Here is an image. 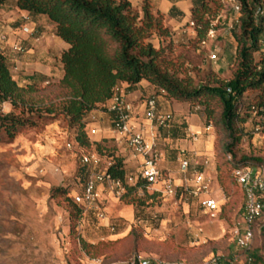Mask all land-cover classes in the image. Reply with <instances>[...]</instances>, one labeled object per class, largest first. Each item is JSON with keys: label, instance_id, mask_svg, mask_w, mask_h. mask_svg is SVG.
<instances>
[{"label": "rangeland", "instance_id": "374dc122", "mask_svg": "<svg viewBox=\"0 0 264 264\" xmlns=\"http://www.w3.org/2000/svg\"><path fill=\"white\" fill-rule=\"evenodd\" d=\"M222 10L226 16L232 14L223 5L219 14ZM136 11L141 15V8ZM163 24L169 35L148 39L161 51L163 68L180 79L191 78L195 83L212 81L214 75L219 78L230 76L234 56L230 57L224 74L217 73L218 58L215 61L208 58L213 49L217 52L228 41H234L229 37L224 20L214 22L217 37L205 45L196 38L194 27L189 24L176 22L165 15ZM1 34L6 35V40L9 38L7 32ZM22 42L20 36L15 37L14 44L23 52ZM260 53H264V37H260ZM258 57L256 53L255 58ZM47 93L54 96L57 90L53 87ZM250 98V95L243 96L244 101ZM172 102L183 105V109L176 108V113L183 115L178 116L175 125L184 123L186 131L187 123L183 117L193 114L199 125L203 129L209 128L211 133L215 181L210 186L221 207L217 218L210 219L195 199L188 195L181 197L179 190L174 197L164 196L158 191L160 184L138 189L137 197L142 205L125 203L121 196L116 197L104 185L97 203L104 217L98 218L97 211L93 210L82 211L79 218H72L65 197L72 199L83 189L86 177L84 179L80 172L82 156L95 152L100 157L96 171L106 169L110 151L125 157L116 146L115 138H105L100 144V155L94 145L78 146L73 130L65 125L62 117L39 123L13 138L0 129V264H87L92 259L101 260L102 264H130L135 256L154 257L169 263L203 264L211 257H219L234 260L235 264H256L252 255L260 259L258 264L264 263V216L256 222L255 236L249 246L239 248L232 238L243 195L229 166L223 167L221 172L216 169L225 144L224 134L213 124L206 125L196 106L191 108L189 102ZM0 112L6 113L4 104ZM15 114L18 115L19 110ZM97 120L96 115L89 117L91 123ZM240 127L246 134L240 139L239 152L264 160V112L253 111L251 118ZM93 129L95 133L89 138L92 142L100 138L97 128L93 126ZM201 134L204 138L207 136V133ZM164 138L161 132L158 150L164 155L174 153L170 155V163L160 167L162 177H168L171 171L172 177L174 175L185 184L194 169L201 167L203 170L200 163L207 155L199 158L179 156ZM182 161L189 164L186 173L181 172ZM126 170L128 174L136 173L135 168Z\"/></svg>", "mask_w": 264, "mask_h": 264}, {"label": "trees", "instance_id": "16d2710c", "mask_svg": "<svg viewBox=\"0 0 264 264\" xmlns=\"http://www.w3.org/2000/svg\"><path fill=\"white\" fill-rule=\"evenodd\" d=\"M6 1L0 0V7ZM190 1L189 20L195 25L196 38L203 40L210 28L216 29L214 22L222 8V0ZM238 1L237 23L231 29L235 53L230 76L219 78L214 75L212 81L195 83L191 78L180 79L162 67L161 51L148 39L167 37L169 30L163 24L164 15L153 7L150 0H142L141 15L129 0H14V6L26 12L28 17L45 16L53 25L54 35L64 41L67 48L60 54L62 76L59 79L41 76L34 80L31 76V80L24 84L13 79L0 51V107L4 102L10 105L8 112H0V129L7 137L13 138L39 123L62 117L65 125L73 130L78 146L94 145L101 155L100 144L105 138L90 141L89 117L96 109L108 112L106 103L114 93L120 94L116 88L121 83L132 90L145 80L155 89L152 95L189 102L191 108L196 106L199 109L206 125L213 124L224 134L225 144L216 165L218 172L225 166L231 170L264 168V160L239 152L240 139L246 134L240 124L251 118L253 111L264 112V53H260V37L264 35V0ZM168 16L174 18L183 16V13L172 6ZM256 53L259 54L257 59ZM53 87L57 94L50 96L47 90ZM249 95L251 98L244 101L243 96ZM16 110H19L18 115ZM108 113L113 129V114ZM31 115L35 117L31 118ZM159 130L172 140L186 137L184 123L175 125L172 119L167 127H159ZM108 158L106 172L124 187L121 200L142 205L137 194L139 188L144 189L143 182L136 174H128L123 157L110 151ZM87 168L83 164L80 169L84 179ZM197 171L202 172V168ZM128 176L135 178L132 183L127 182ZM177 190L182 197L181 187ZM73 197H65V202L72 218L77 219L83 209ZM242 210L243 205L241 213ZM90 211L93 209L86 212ZM262 216L264 211L252 223L253 239L256 222ZM252 257L258 264L260 259L255 255Z\"/></svg>", "mask_w": 264, "mask_h": 264}, {"label": "crops", "instance_id": "0c3cea01", "mask_svg": "<svg viewBox=\"0 0 264 264\" xmlns=\"http://www.w3.org/2000/svg\"><path fill=\"white\" fill-rule=\"evenodd\" d=\"M129 1L134 9L139 10L141 8L142 0ZM150 2L155 9L159 10L167 18L176 22L189 24L190 20L188 11L191 7L190 0H150ZM172 6L181 11L183 13V16L170 18L168 16V12ZM224 12L225 10H222V12L218 14L216 21L224 20L227 26V30H229L230 32L229 37H232L231 29H233L236 24L233 22V20L234 18L237 19V15L235 16L232 13L227 14L226 16L224 15ZM24 25L30 28L31 33L29 35L24 34L21 31V27ZM2 31L7 32V36L9 38L5 41H0L1 52L6 59L12 77L15 81L20 84H24L31 80V76H33L34 80L41 76L52 79H59L62 76V65L59 58L61 52L67 48V44L64 42V45V43L60 41L61 39L54 35L53 25L47 20L45 16H37L35 18L28 17L26 12L21 11L14 6V0H7L0 7V34ZM217 34L218 33H216V37ZM17 36H20V38L23 40V52L16 51L14 49V46L16 45L14 44V40ZM234 44L235 42L230 40L228 41V44H226V46L217 49V58L219 61V65L217 66L218 74H224L227 72V65L230 62L229 59L231 56L233 57L235 53ZM116 90L132 106L134 113V122L138 124L144 122V100L146 97L152 95L155 89L150 84L142 80L132 90L126 89L125 83H121L116 88ZM108 102L106 103V105L108 104ZM3 104L4 109H6V112H8L10 110L9 103L4 102ZM157 107L162 112H170L172 120L174 122H178V116L183 115L182 113H176L177 107L183 109L182 104L167 100L160 95L158 96ZM92 115L98 116V120L90 124L91 128H93V126L94 128H97L96 131L100 132V138H115L117 142L116 146L120 149V152H122L123 156H125V168H135L137 173L139 170L141 158L131 152V150L126 146L125 141L119 136V134L111 129L109 113L100 109H96L93 111ZM183 119L187 123L186 137L182 139L172 140L168 136H164V140H166L170 144V149H175L178 151L177 153L179 156L186 155L187 158H193L194 156H197V158H199L206 154V160H208L207 164H200L203 165V175L205 176L209 185H211L215 181V170L211 152L212 136L209 128L203 129L199 125V120L196 119L195 115L193 114L184 116ZM202 132L207 133V136H205V138L201 134ZM160 133L161 131L158 129L157 140H159ZM173 153L174 151L168 153L169 156L162 153V159L158 164L161 177L162 171L160 167L162 165L163 167H166L167 163H170V155ZM179 160H181V158H179ZM191 167L192 166H190V168ZM191 170H193V167L191 168ZM187 171L188 168L181 167L182 173H186ZM193 171L197 170L194 169ZM167 176L173 179L175 185L179 182V185L176 186L181 185L182 180L176 179L174 175L172 177L171 171L168 172ZM211 191L213 197H215L212 188ZM101 192L102 186L100 185L97 189L99 200Z\"/></svg>", "mask_w": 264, "mask_h": 264}, {"label": "built area", "instance_id": "2783aa9c", "mask_svg": "<svg viewBox=\"0 0 264 264\" xmlns=\"http://www.w3.org/2000/svg\"><path fill=\"white\" fill-rule=\"evenodd\" d=\"M223 8L229 10L235 16L240 9L238 0H222ZM217 18V17H216ZM234 23L237 19L234 18ZM189 25L194 27L192 21ZM21 31L29 34L30 28L22 26ZM216 30L210 28L201 40V44L205 45L208 40H214ZM264 37V35H262ZM6 35L0 34V41H5ZM16 51H21L20 46L15 45ZM1 51V48H0ZM208 58L212 61L217 59L216 49L210 51ZM162 93L163 91L160 90ZM159 95H150L144 100V112L142 123L134 122V113L132 106L123 98L122 95L114 93L112 98L106 105L108 112L113 114V130L125 141L126 146L135 155L141 158L139 170L136 176L143 182V187L148 189L150 186L160 184L159 192L164 196L174 197L177 193V186L171 177H161L158 164L162 159V153L158 150L157 130L159 127H167L172 119L170 112H162L157 107ZM161 96V95H160ZM90 133L95 130L90 129ZM82 162L88 167L87 176L80 195H74V201L78 203L83 212L93 209L97 211L98 218H103L104 214L99 209V197L97 193L98 186H102L113 192L116 197L124 193V187L121 182L113 180L106 172L96 171V167L100 163V157L95 152L82 156ZM207 164V160L202 162ZM188 166L187 161H182V167ZM232 176L237 185L241 188L243 195V210L240 222L232 230V238L239 248H246L253 240L252 223L254 219L264 211V168L242 167L232 169ZM133 176L127 177V182L134 181ZM183 193L197 201L199 207L210 219H215L219 213L218 200L213 197L208 181L202 172L193 171L190 179L185 180V184L180 185ZM187 264L168 263L154 257L135 256L130 264ZM87 264H102L101 260H90ZM203 264H235L234 260H224L219 257H211Z\"/></svg>", "mask_w": 264, "mask_h": 264}]
</instances>
